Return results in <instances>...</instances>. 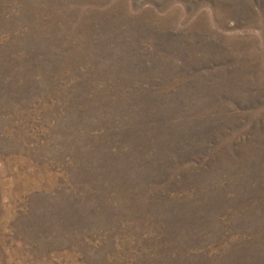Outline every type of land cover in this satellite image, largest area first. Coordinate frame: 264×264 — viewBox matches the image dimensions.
I'll use <instances>...</instances> for the list:
<instances>
[{
    "label": "rangeland",
    "instance_id": "rangeland-1",
    "mask_svg": "<svg viewBox=\"0 0 264 264\" xmlns=\"http://www.w3.org/2000/svg\"><path fill=\"white\" fill-rule=\"evenodd\" d=\"M0 264H264V0H0Z\"/></svg>",
    "mask_w": 264,
    "mask_h": 264
}]
</instances>
